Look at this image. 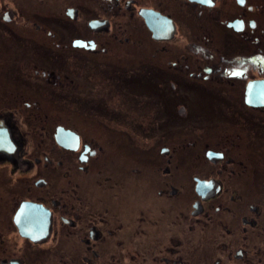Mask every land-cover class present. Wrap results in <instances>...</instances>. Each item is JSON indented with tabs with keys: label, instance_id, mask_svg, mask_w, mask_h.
<instances>
[{
	"label": "flooded vegetation",
	"instance_id": "obj_1",
	"mask_svg": "<svg viewBox=\"0 0 264 264\" xmlns=\"http://www.w3.org/2000/svg\"><path fill=\"white\" fill-rule=\"evenodd\" d=\"M0 264H264V0H0Z\"/></svg>",
	"mask_w": 264,
	"mask_h": 264
},
{
	"label": "rangeland",
	"instance_id": "obj_2",
	"mask_svg": "<svg viewBox=\"0 0 264 264\" xmlns=\"http://www.w3.org/2000/svg\"><path fill=\"white\" fill-rule=\"evenodd\" d=\"M115 67H119V68H129V69H135L136 67H132L130 65V63H126V64H118L116 63L114 65ZM139 76H135L132 75L131 78L137 80ZM141 79V78H140ZM134 81V80H133ZM102 88V91H101ZM91 94L93 95V98L91 97L90 100L85 101L83 103V105H81V109L85 112L90 111L89 109H93V110H100L103 113H106V110L104 109V107L102 106V104L98 103V101L100 102H104V105L107 106V108H115L118 109L119 107H121V104H115L113 102L112 99H110L107 96V90L105 88H103V83L102 81L99 82V85L97 86V89H93L92 91H90ZM109 93V92H108ZM125 106H127L128 110V114L131 118V120L129 122H131L132 126H137L138 127V123L141 122L142 124L148 123L151 124L152 120L151 117L147 114L144 113L145 110H143L142 106H138L135 103H130L128 105L125 104ZM131 107V108H130ZM123 110V109H121ZM93 116V114H91ZM108 121V119H105ZM93 124L95 126H98L96 123L93 122ZM107 126H110V124L108 123ZM151 143V142H150Z\"/></svg>",
	"mask_w": 264,
	"mask_h": 264
},
{
	"label": "bare ground",
	"instance_id": "obj_3",
	"mask_svg": "<svg viewBox=\"0 0 264 264\" xmlns=\"http://www.w3.org/2000/svg\"><path fill=\"white\" fill-rule=\"evenodd\" d=\"M90 25H91V27H93L94 26V22H91ZM78 43H80V41H75L74 45L76 46Z\"/></svg>",
	"mask_w": 264,
	"mask_h": 264
}]
</instances>
